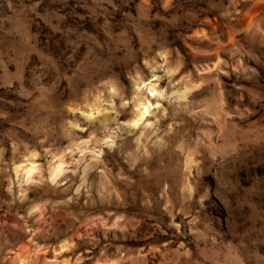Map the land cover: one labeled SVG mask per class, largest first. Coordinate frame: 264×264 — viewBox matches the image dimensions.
Here are the masks:
<instances>
[{"label": "rangeland", "instance_id": "1", "mask_svg": "<svg viewBox=\"0 0 264 264\" xmlns=\"http://www.w3.org/2000/svg\"><path fill=\"white\" fill-rule=\"evenodd\" d=\"M18 3L12 0L13 8ZM180 6L190 8L192 15L175 20L172 28H161L153 53L159 54L156 63L164 66L156 70L163 79L153 81L154 90L175 92L176 104L183 108L173 112L175 105L168 101L150 100L165 113L152 139L160 137L166 147L154 148L147 139L150 132L136 121L141 126L132 135L120 133L121 147L110 153L106 146L95 145V137L89 139L90 130L81 133L61 126L63 120L73 119L72 112L49 115L30 104L34 97L16 96L11 89L20 82L10 79L15 65L0 67V111L6 114L0 116V264H182L176 250L185 239L169 225H180L183 231L181 221L188 218L177 214L175 203L172 215L164 212L171 194L162 195L161 177L179 181V171L196 159L190 150L197 137L205 134L225 153L264 143L253 131L249 101L254 81L246 71L254 69L264 77V66L236 51L242 48L259 57L264 38H242L244 21H234L231 31H222L220 17L199 14L195 0H180ZM17 19L0 0V25ZM138 65L133 74L139 70L152 79L142 61ZM31 66L29 57L26 70ZM43 80L45 87L63 90L61 100L70 101L66 81H57L55 71ZM245 109L249 116L241 120L237 112ZM151 119L145 117L146 122ZM81 141L83 157L79 151L62 155ZM60 172V187L66 190L49 191L48 176Z\"/></svg>", "mask_w": 264, "mask_h": 264}, {"label": "clouds", "instance_id": "2", "mask_svg": "<svg viewBox=\"0 0 264 264\" xmlns=\"http://www.w3.org/2000/svg\"><path fill=\"white\" fill-rule=\"evenodd\" d=\"M4 2L18 19L0 25V37L8 41L4 44L0 39V67L15 65L10 79L20 82L11 89L16 96L34 97L30 104L49 115L72 112L73 119L63 120L61 126L81 133L90 130L89 139L95 137V145L106 146L110 153L121 147L117 141L122 142L124 136L120 133L132 135L141 125L150 132L147 139L154 148L166 147L160 137L152 139L165 113L150 100L168 101L175 105L173 112L183 108L176 104L175 92L154 90L153 81L158 84L163 79L156 76V70L164 67L156 63L159 54H153L154 45H158L161 28H172L175 20L190 17V8L180 6V0H153L152 5L147 0H19L16 8L12 0ZM195 3L199 14L220 17L222 31H231L234 21H244L242 38H264V0ZM236 51L264 66V52L256 57L242 48ZM29 57L32 66L26 70ZM141 61L152 79L139 70L133 74ZM53 71L57 81H66L70 101L60 99L63 90L58 91L55 85L45 87L43 77ZM246 71L254 81L249 101L253 131L264 141V77L254 69ZM4 115L0 111V116ZM237 115L244 120L249 113L245 109ZM147 116L152 117L150 123L145 121ZM82 147L83 141L73 143L62 155L79 151L83 157L86 149L82 151ZM190 155L196 159L183 171L178 168L179 181L161 177L165 185L162 195L171 194V200L163 205L164 212L172 215L175 203L179 205L177 214L188 218L186 223L181 221L183 231L180 225H169L185 239L176 250L177 256L183 257L182 264H264V143L234 147L225 153L205 134L197 137ZM71 163L78 166L76 160ZM63 175L50 174L46 188L65 191L60 187Z\"/></svg>", "mask_w": 264, "mask_h": 264}]
</instances>
